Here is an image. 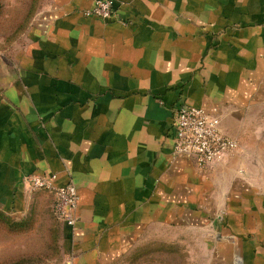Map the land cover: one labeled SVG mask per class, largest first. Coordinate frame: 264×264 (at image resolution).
<instances>
[{
    "label": "crops",
    "instance_id": "1",
    "mask_svg": "<svg viewBox=\"0 0 264 264\" xmlns=\"http://www.w3.org/2000/svg\"><path fill=\"white\" fill-rule=\"evenodd\" d=\"M91 7L36 0L0 52V212L23 232L46 214L53 251L18 259L264 264V171L240 166L244 146L264 152L247 140L264 126V0H115L108 19ZM181 105L240 147L204 168L175 153ZM52 173L75 185L73 227L30 187Z\"/></svg>",
    "mask_w": 264,
    "mask_h": 264
},
{
    "label": "built area",
    "instance_id": "2",
    "mask_svg": "<svg viewBox=\"0 0 264 264\" xmlns=\"http://www.w3.org/2000/svg\"><path fill=\"white\" fill-rule=\"evenodd\" d=\"M115 0H92V7L86 9V15L101 19L111 18L115 14ZM174 151L177 154L195 158L199 168L221 160L228 152L237 147V141L226 135L217 116L201 108L181 105L174 115ZM56 174H33L29 176L32 189L46 190L54 194V212L68 226L76 221L78 194L75 185L55 183ZM69 259V254H66Z\"/></svg>",
    "mask_w": 264,
    "mask_h": 264
},
{
    "label": "rangeland",
    "instance_id": "3",
    "mask_svg": "<svg viewBox=\"0 0 264 264\" xmlns=\"http://www.w3.org/2000/svg\"><path fill=\"white\" fill-rule=\"evenodd\" d=\"M1 2L3 14L0 20V52L5 50V53H8L17 35L18 26L22 21L23 13L28 5V0H1ZM262 118H264V113L262 114ZM262 124L264 125V122H262ZM258 126L255 124L256 128L248 131L249 134L250 131L256 132V134L254 133V135L247 138V140H253L254 136L264 137V126L262 127V133H260V129L257 128ZM249 134H247V137H249ZM239 147L237 143L235 149L237 150ZM244 147L245 166H242L244 161L240 163V166L252 172L256 170L260 171L261 169L264 171V152L261 156L262 161H259L258 152L255 150L253 144ZM235 164H237V162H235ZM261 179H264V175ZM39 215L41 216V221H34L32 228L24 232L20 229L11 231L4 226V224H0V264H11L13 260L24 255L36 259L42 257L51 259L50 257L53 251L48 247L50 237L48 236L46 226V214L42 213ZM170 256L173 259L174 254L171 253ZM36 259H33L31 262L35 263Z\"/></svg>",
    "mask_w": 264,
    "mask_h": 264
},
{
    "label": "trees",
    "instance_id": "4",
    "mask_svg": "<svg viewBox=\"0 0 264 264\" xmlns=\"http://www.w3.org/2000/svg\"><path fill=\"white\" fill-rule=\"evenodd\" d=\"M35 3H36V0H28V5L26 6V10L23 13L22 21L19 23L17 33H19V31H21L24 28L25 23L28 21L30 14L35 8ZM2 8H3L2 2L0 0V20L3 14ZM0 224H4V226H6L11 231L18 230L21 226L19 223L12 221L9 217L5 216L2 212H0ZM23 263H24V260L22 258L16 261H12L11 264H23Z\"/></svg>",
    "mask_w": 264,
    "mask_h": 264
}]
</instances>
